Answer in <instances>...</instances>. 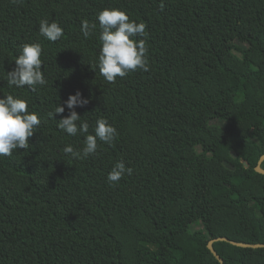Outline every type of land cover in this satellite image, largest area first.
Returning <instances> with one entry per match:
<instances>
[{
	"label": "trees",
	"instance_id": "1",
	"mask_svg": "<svg viewBox=\"0 0 264 264\" xmlns=\"http://www.w3.org/2000/svg\"><path fill=\"white\" fill-rule=\"evenodd\" d=\"M104 8L146 24L136 39L148 71L100 75ZM42 20L64 35L47 40ZM83 20L96 23L87 39ZM26 43L42 47L47 83L35 90L7 82ZM77 91L89 134L99 118L117 129L83 160L63 152L84 146L57 127L67 107L48 116ZM9 94L41 124L28 149L0 156V264H220L210 239L264 243V0H0V97ZM117 161L133 171L111 185ZM213 247L223 264H264V247Z\"/></svg>",
	"mask_w": 264,
	"mask_h": 264
},
{
	"label": "clouds",
	"instance_id": "2",
	"mask_svg": "<svg viewBox=\"0 0 264 264\" xmlns=\"http://www.w3.org/2000/svg\"><path fill=\"white\" fill-rule=\"evenodd\" d=\"M100 32L98 35L101 44L98 56L100 75L109 83H115L117 77H125L128 73L142 70L148 71V47L146 39V24L130 20L125 11L118 8H104L98 15ZM80 31L84 38L91 37L96 31V23L83 20ZM39 32L47 40L56 42L63 35V28L56 22L42 20ZM42 47L39 43L24 44L22 52L15 58V67L7 72L9 86L23 88L29 86L35 90L37 85L47 83L42 71ZM88 103L80 91L70 94L64 104L58 105L48 113L54 119L55 114H62L65 106L69 110L67 116L57 120V127L69 136L78 133L84 135V146L77 150L72 145L64 147L63 152L75 159H86L97 153L98 141L112 144L117 136V129L109 124L106 118H99L94 127V134H89V123L82 120L75 110ZM56 120V119H55ZM41 124L36 112L28 111V102L25 99L9 94L0 97V156H11L16 149H28L29 138L33 136ZM133 169L123 161L113 164L107 175L109 184L114 185L124 175L132 174Z\"/></svg>",
	"mask_w": 264,
	"mask_h": 264
},
{
	"label": "water",
	"instance_id": "3",
	"mask_svg": "<svg viewBox=\"0 0 264 264\" xmlns=\"http://www.w3.org/2000/svg\"><path fill=\"white\" fill-rule=\"evenodd\" d=\"M263 160H264V154L260 156L258 163L255 166V171L261 174H264V168L261 166V163ZM243 164L245 167L248 166V163L246 161H243ZM218 240L227 241V242H230L240 247H250V248L264 247V243H260V242L249 243V242L236 241V240L228 239L225 236H218L216 238L210 239L208 241L207 247L212 252V254L219 260L220 264H223V259L220 257V255L217 253V251L213 247V242L218 241Z\"/></svg>",
	"mask_w": 264,
	"mask_h": 264
},
{
	"label": "rangeland",
	"instance_id": "4",
	"mask_svg": "<svg viewBox=\"0 0 264 264\" xmlns=\"http://www.w3.org/2000/svg\"><path fill=\"white\" fill-rule=\"evenodd\" d=\"M238 220H239L240 223H245V221L243 220L241 215L238 216Z\"/></svg>",
	"mask_w": 264,
	"mask_h": 264
}]
</instances>
